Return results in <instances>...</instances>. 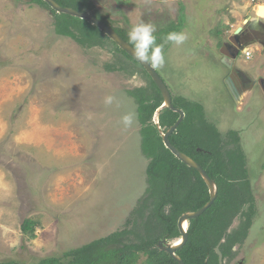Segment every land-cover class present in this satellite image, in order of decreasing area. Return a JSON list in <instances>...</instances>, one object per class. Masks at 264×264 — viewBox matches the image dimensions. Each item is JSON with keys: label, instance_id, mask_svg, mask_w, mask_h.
Wrapping results in <instances>:
<instances>
[{"label": "rangeland", "instance_id": "obj_1", "mask_svg": "<svg viewBox=\"0 0 264 264\" xmlns=\"http://www.w3.org/2000/svg\"><path fill=\"white\" fill-rule=\"evenodd\" d=\"M85 1L66 0L64 6L88 10L116 31L122 28L132 47L127 33L139 22L155 25L156 31L161 26L154 35L163 41L171 32L164 25L171 6L154 15L144 2L124 8L120 0ZM257 6L254 0H190L183 21L173 25L186 23L188 40L163 51L164 67L154 68L175 107L202 105L219 138L238 143L239 150L227 154L229 170L246 166L253 214L244 241L226 264H264V99L258 90L257 96L243 97L247 106L235 105L222 84L229 69L218 57L225 52L206 49L230 42L233 30L248 18L256 21ZM73 21L69 31L79 41L58 33L55 17L43 6L0 0L1 263L61 258L69 250L133 231L129 221L147 197L150 161L141 152L137 104L129 93L157 89L115 44L82 43L78 19ZM254 60L262 61L253 56L243 64L250 74L264 67L251 65ZM133 73L140 79H131ZM106 96L115 97L111 105H105ZM127 112L136 113V123L125 129L121 117ZM229 129L237 134L226 136ZM242 212L248 213V204ZM26 219L40 225L35 239L22 233ZM238 222L227 232L235 231Z\"/></svg>", "mask_w": 264, "mask_h": 264}, {"label": "trees", "instance_id": "obj_2", "mask_svg": "<svg viewBox=\"0 0 264 264\" xmlns=\"http://www.w3.org/2000/svg\"><path fill=\"white\" fill-rule=\"evenodd\" d=\"M54 1L65 7L66 0ZM80 1L86 3L85 0ZM30 2L43 6L55 17L58 33L79 41L73 32L69 31L70 26L75 23L73 19L77 18L57 14L42 0H30ZM106 21L103 20V23L108 25ZM76 24L82 36L80 40L82 43L92 46L104 45L106 42L114 44L90 23L78 19ZM113 30L125 40L121 35L124 34L122 28L117 29L119 32ZM96 39L100 44L92 43V40L96 42ZM157 43L163 45V39L157 37ZM120 51L130 59L133 66L138 67L148 76L136 61ZM147 78L153 83L149 76ZM153 85L156 88L154 83ZM148 89L139 88L129 93L137 104V119L141 126V152L150 161L146 170L149 185L147 197L141 208L134 212L136 217L129 221L134 230L115 233L107 239L69 250L61 258H45L36 264H177L158 249L157 243L165 236L168 240L179 238L180 233L177 228L179 217L185 212L201 209L208 202L209 194L199 174L182 164L165 149L159 132L152 122L155 111L162 105L163 99L157 88V92L152 88ZM187 105L188 108H182L186 113L185 120L169 138L171 144L180 152L190 155L220 185H224L228 177L233 179L232 174L242 172L235 177V180L241 184L240 187L231 190L220 188L215 203L201 216L189 221L188 241L177 252L185 264H217L215 248L222 239L224 242L220 246V251L228 260L233 256L231 248L245 239L253 214V199L245 177L247 170L244 166L240 170H229L231 163L227 154L231 149L227 150L220 144L223 139L219 138L212 127H198L195 124L198 118L193 119L191 114L194 111L199 113L200 107L195 104L191 106L189 103ZM177 118L178 115L171 110H163L159 116L160 127L169 129ZM237 148L234 149L238 151ZM220 150H224L225 153H221ZM246 204H248V213L242 212ZM235 217H239L238 228L228 233L227 230ZM39 229V223L32 219L24 220L21 226L23 235L29 240L35 239L36 231ZM114 245L115 247H112ZM0 264H12V262H0Z\"/></svg>", "mask_w": 264, "mask_h": 264}, {"label": "water", "instance_id": "obj_3", "mask_svg": "<svg viewBox=\"0 0 264 264\" xmlns=\"http://www.w3.org/2000/svg\"><path fill=\"white\" fill-rule=\"evenodd\" d=\"M42 1L45 2L49 6V8L55 11L57 14H65V15H68V16H71V17H74L80 20H84L90 23L92 26L96 27L109 40H111L120 50H122L125 54H127L134 61H136L146 71L148 76L154 82L155 86L158 88L162 96V99H163V105L155 111L153 121L162 139V143L165 149H167L178 161H180L182 164H184L188 168L195 170L199 174L204 184L206 185L208 194H209L208 202L201 209L195 212H190V211L185 212L179 217L177 221V228L180 233V237L178 238V240L168 243L167 240L163 238L158 243V249L160 251H163L164 253H166L177 264H185L183 260L178 255H176V252L182 249L188 241V233H187L188 223L190 220L201 216L214 204L217 198L218 189H217V185L215 181L209 177V175L202 169V167L199 164H197L190 157L180 152L175 146H173L170 143L169 137L177 129L179 124L182 122L184 118V113L181 110L175 109L173 107L171 95L169 91L167 90V87L165 86L163 80L157 74L155 69L151 68L150 65L140 63L132 54L133 47L129 45L124 39H122L113 29H111L105 23L96 19L89 13L76 11L68 7L60 6L54 0H42ZM256 19L257 20L255 22H257V25L263 26L264 6L261 5L258 7L257 12H256ZM241 30L242 28H238L235 31V36H238ZM242 51H243L242 49L239 50V52L241 53ZM223 62H225V64L229 66L227 64L226 57L223 58ZM165 109H169L172 112L177 113L179 115V118L173 126H171L168 130L164 131L160 127L159 116H160V113ZM223 241L224 239H222L221 242L218 244V246L215 248V253L218 255V258H219V264H222V255H221V252L219 251V246Z\"/></svg>", "mask_w": 264, "mask_h": 264}, {"label": "flooded vegetation", "instance_id": "obj_4", "mask_svg": "<svg viewBox=\"0 0 264 264\" xmlns=\"http://www.w3.org/2000/svg\"><path fill=\"white\" fill-rule=\"evenodd\" d=\"M121 1L122 0H120V2ZM86 13H89L88 10H86ZM253 22H255V21H253L252 19L248 18L247 22L242 27V30H241V32H240V34L238 36H235V34L232 35L231 36L232 38H231L230 42H224V40L221 41L222 43L219 44V45L217 44L215 50H217L219 53L221 51H224L225 52L224 53L225 54L224 57H227V61L230 60V59L234 61V58H237V57H239L241 55V52H239V50L240 49L245 50L249 46H258L260 55L264 56V24H263V26H260V25H257V22H255V23H253ZM206 52H208V53L211 52L212 53L213 52V48L211 46H208V48L206 49ZM223 63L225 64V62H223ZM228 65L229 66H227V65L226 66L228 67L229 71L223 77L222 84H223V86L225 88L226 94L235 103V105L236 104H238V105L244 104L245 106H247L249 101L248 100L245 101L243 99V97L246 96V95H250L251 93H254L257 96L258 90L260 91V94L263 93L262 95H263V99H264V75L259 74L260 72H257L258 74L255 73V72L253 74L252 73L250 74V72H248L247 70L239 69L238 67H236L234 65L232 66V63L228 64ZM171 100H172V98H171ZM187 104L185 105V108L189 107ZM162 105H163V103H162ZM172 105H173V103H172ZM195 105H198V104H195ZM198 106L200 107V112L199 113H197L195 111L193 112V113L198 115V119L195 120V124L198 127L199 126H201V127L202 126L203 127L206 126V127H212L214 130H216L215 126H213L212 124H210L206 120V111H204L203 106L202 105H198ZM174 108L180 110V108H176V107H174ZM181 111L184 113V118L182 120V122H183L185 120V118H186V113H185V111L183 109H181ZM178 118H179V115H178ZM178 118L176 119V121L178 120ZM152 122L154 124V121H152ZM181 123L179 124V126L181 125ZM178 127H177V129H178ZM161 129H163L164 131L168 130V129H165V128H161ZM176 130L173 133H175ZM216 132L218 134H220V132L218 130H216ZM232 133H236L237 134V132L232 131V130L229 129L227 131V133H226V136H228V134H232ZM221 139H223L222 140L223 142L221 141L220 144L222 146H224L227 150H229V148L230 149H234L235 147H238V143L236 141H232V140L230 141L227 137H223ZM220 151L223 154L225 153L224 150H220ZM242 153L244 154L243 151H242ZM185 155L190 157V155H187V154H185ZM190 158L192 160H194L192 157H190ZM195 162L197 163V161H195ZM245 162H246V160H245ZM244 168L246 169V166H244ZM202 169L209 175V173L204 168H202ZM209 177H210V175H209ZM245 177L248 178V174ZM210 178L215 181V183L217 185L218 192H219L220 188L231 190V189H236L237 186L240 187V185H241L239 182L235 181L234 179H232L230 177H228V179L225 181L224 185H220V184H218V182L214 178H212V177H210ZM247 181H248V179H247ZM217 197H218V193H217ZM238 218L239 217H235L233 219V222L236 219H238ZM238 224H239V222H238ZM163 238H165L168 243H171V242H169L171 240H168L166 238V236L163 237ZM158 243H157V246H158ZM222 243L220 244V246L222 245ZM237 245H239V244H237ZM237 245H235V246H233L231 248L232 253H234L235 247ZM220 246H219V251H220ZM176 255H177V252H176ZM221 255H222V253H221ZM231 259H233V256H232ZM230 261H232V260H228L227 258L223 257V255H222V264H226V263H228ZM217 264H219L218 255H217ZM237 264H243V262L239 261Z\"/></svg>", "mask_w": 264, "mask_h": 264}, {"label": "clouds", "instance_id": "obj_5", "mask_svg": "<svg viewBox=\"0 0 264 264\" xmlns=\"http://www.w3.org/2000/svg\"><path fill=\"white\" fill-rule=\"evenodd\" d=\"M254 2L255 4H259V6H264V0H262L261 2L254 0ZM259 6H257L255 10V16ZM155 32V25L151 23L139 22L137 24H134L130 28L127 35L130 43L133 45L132 54L140 63L150 65L151 68H163L166 63L163 52V45L157 43V37L154 35ZM187 39L188 37L183 31H172L166 35V42H170L177 46L183 45ZM247 51L250 52L249 57L245 56V52ZM241 55H244L245 58H250L252 56V52L247 47L245 50L242 51ZM131 79H140L139 73H133ZM114 100L115 97L106 96L104 99V103L105 105H111ZM121 123L123 124L125 129L131 128L136 123V113L127 112L121 117Z\"/></svg>", "mask_w": 264, "mask_h": 264}, {"label": "crops", "instance_id": "obj_6", "mask_svg": "<svg viewBox=\"0 0 264 264\" xmlns=\"http://www.w3.org/2000/svg\"><path fill=\"white\" fill-rule=\"evenodd\" d=\"M135 1L147 3L148 4V9H152L153 8V14L154 15H157L160 12V10L163 8V6H166V7L171 6V7H173L174 9L173 8H169L168 11H167V13L165 12L166 14H168V17L169 18L165 21L164 25L169 30H171V32L172 31H183L184 33H186L185 30L188 29V27L186 26V23H184L182 26H179L178 28H173V25L174 24H177L180 21L181 22L183 21L182 20V17H183V14L185 15L187 13L186 5H188V2L190 0H122L120 2V4H121L120 6H123L124 8L125 7H132L134 5ZM191 1L194 2L195 0H191ZM176 15H177V17H176ZM233 18L235 19L236 16L233 17ZM223 24H224L225 27L228 26V25H230L228 23H223ZM244 25H245V21H244ZM160 28H161V26L159 27V29ZM236 30L237 29H234L233 30V34L232 35H234V33H235ZM157 31L154 34H156ZM186 35L188 36L187 33H186ZM217 44H218V42H216L215 45L211 46L213 48V51L215 50ZM171 45H172V43L163 41V46H164L163 51H165L167 53L168 50L170 49V46ZM197 45L200 47L199 48V51H202L203 50L202 49V46H200V44H197ZM248 49L252 52V56L250 58H245L244 55H242V56L240 55L239 57L234 58V61L231 60V59L228 60L227 61V64H231L232 63V66L234 65V66L238 67L239 69L249 70L243 64L244 63H247L248 64V62L253 58V56H256V59L257 60H262V61H255L254 60L253 63L250 62L251 65H254L255 66V64L257 62H259V63L262 62L264 64V56L263 55H260L257 47H248ZM223 57H221V54H220V57H218V58L221 59ZM258 72H260V73L264 72V67L263 66H260ZM261 75H264V74H261Z\"/></svg>", "mask_w": 264, "mask_h": 264}, {"label": "built area", "instance_id": "obj_7", "mask_svg": "<svg viewBox=\"0 0 264 264\" xmlns=\"http://www.w3.org/2000/svg\"><path fill=\"white\" fill-rule=\"evenodd\" d=\"M257 1L261 2L262 0H257ZM245 56H246V57H249V56H250V52H248V51L245 52Z\"/></svg>", "mask_w": 264, "mask_h": 264}]
</instances>
